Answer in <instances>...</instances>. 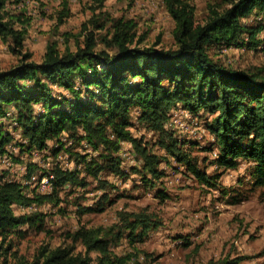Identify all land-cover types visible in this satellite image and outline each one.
<instances>
[{
	"label": "trees",
	"instance_id": "obj_1",
	"mask_svg": "<svg viewBox=\"0 0 264 264\" xmlns=\"http://www.w3.org/2000/svg\"><path fill=\"white\" fill-rule=\"evenodd\" d=\"M27 1L0 0V38L18 56L17 63L0 69V154L14 157L8 145L19 146L21 154L66 150L76 168L30 161L25 180L54 177L51 191L32 188L31 194L28 181L6 179L8 173L3 172L2 264H8L9 255L17 254L13 234H24L25 225L44 228L45 214L33 207L59 206L63 201L60 192H67L68 186L73 192L76 186L86 188L98 181L99 188L106 190L112 184L103 177L127 175L123 163L138 160L140 164L131 169L141 174L145 185L155 186L154 181L166 174L161 166L165 162L172 168L174 163L186 168L199 182L214 187L218 174L209 173L210 165L237 168L241 160H247L254 163L255 184L264 186V65L242 69L210 52L223 47L264 49V37H259L264 30V0H219L209 4L203 22L198 21L190 0H163L175 20V45L170 48L145 44V38L137 36L133 19L114 17L103 9V0H97L82 25L83 40L75 50L68 45L61 49L56 34L70 13L64 0L56 31L40 62L25 49L34 20ZM177 108L187 111L191 120L204 112L213 116L206 127L215 137L216 157L195 154L196 141L177 133V124L171 122ZM1 118L12 119L22 140H17ZM136 121L154 132L155 142L134 134ZM77 144L87 151H76ZM154 145L164 153L154 150ZM16 205L31 210L18 213ZM79 209L81 213L97 210L93 206ZM158 225L144 212L124 210L110 226L84 225L69 232L70 245L44 247L32 264H95L92 251L100 253L98 264L122 263L111 244L124 237L138 241ZM77 243H82L85 252L77 251ZM243 259L212 258L207 264H240Z\"/></svg>",
	"mask_w": 264,
	"mask_h": 264
},
{
	"label": "rangeland",
	"instance_id": "obj_2",
	"mask_svg": "<svg viewBox=\"0 0 264 264\" xmlns=\"http://www.w3.org/2000/svg\"><path fill=\"white\" fill-rule=\"evenodd\" d=\"M66 1L70 13L64 23L59 24L56 34L61 49L68 45L75 50L83 40L82 25L92 15L98 1ZM217 1L190 0L196 6L199 22L205 20L209 4ZM27 3L34 20L27 34L25 49L33 54L35 61L40 62L49 38L56 31L64 0H28ZM103 9L114 17L133 19L137 24V36L144 37L145 44L158 43L160 47H174L175 20L163 0H103ZM259 37H264V30ZM210 52L216 59L242 69L264 65V49L261 46L259 49L211 48ZM17 61L18 56L11 53L0 38V69L8 68ZM206 113H201L202 117L195 121L188 119L184 112L179 113L180 117L173 112L172 117L177 120V133L183 139L196 141L195 154L216 157L219 149L214 144V135L206 127V121L213 116ZM2 120L5 121V127L13 130L17 140H22L19 130H14L12 119ZM132 131L136 135H144L151 142L156 140L154 132L148 131L138 121L132 126ZM8 149L14 157L0 154V176L6 172V179L16 178L25 183L28 181L31 185L29 194L32 188L40 192L51 191L53 188L52 182H36V176L35 179L25 180L26 165L30 161L46 167L60 162L65 168H76L70 152L66 150L57 154L52 151L21 154L19 146L8 145ZM74 149L87 151L82 144H77ZM154 150L164 153L155 145ZM139 164L138 160L123 163L127 173L125 176L110 174L103 177L112 184L106 190L99 188L98 181L90 183L86 188L76 186L73 192L70 191L71 186H68L67 192H60L63 201L59 206L48 203L37 207L34 205L33 208L45 214L46 224L43 229L25 225L22 227L24 234L12 235L13 251L17 254L9 255L8 264H32L44 247L70 245L72 241L69 232L84 225L110 226L119 220V213L124 210L144 212L158 221L159 225L151 228L138 241L124 237L119 243L111 244L113 253L124 260L117 264H207L212 258L237 256L244 257L240 264H264V186L255 184L252 161L241 160L237 168L210 165L209 173L218 174L217 186L214 187L199 182L186 168L176 163L172 168L165 162L161 166L166 174L154 181L155 186L145 185L141 174L131 169ZM105 194H108V199L104 198ZM79 206H93L97 210L81 213ZM60 207L64 210L60 211ZM15 210L22 213L31 208L16 205ZM76 246L77 251L85 252L82 243ZM90 255L94 263L98 264L100 253L92 251Z\"/></svg>",
	"mask_w": 264,
	"mask_h": 264
},
{
	"label": "bare ground",
	"instance_id": "obj_3",
	"mask_svg": "<svg viewBox=\"0 0 264 264\" xmlns=\"http://www.w3.org/2000/svg\"><path fill=\"white\" fill-rule=\"evenodd\" d=\"M177 109H178V108H177ZM180 112H182V113L184 112L185 115L188 114L187 111L182 110V109H181V110L178 109V110L175 111L174 115H175V116H178ZM179 117H180V115H179ZM186 117H187V116H186ZM173 119H174V118H172L171 122H173V123L175 122V124H177V123H176L177 120L175 121V120H173ZM188 119H189V118H188ZM194 121H195V120H194ZM196 121H197V120H196ZM192 122H193V121H192ZM198 122H199V121H198ZM200 122H201V121H200ZM166 124H167V123H166ZM179 124H180V123H179ZM199 124H200V123H199ZM172 125H173V124H172ZM183 125H184V124H183ZM173 126H174V125H173ZM175 127H176V126H175ZM178 127H179V126H178ZM179 131H180V130H179ZM131 145H132V144H131ZM123 148H124V147H123ZM126 151H127V150H126ZM128 151H129V150H128ZM215 153H216V152H215ZM213 155H214V154H213ZM215 156H216V155H215ZM213 157H214V156H213ZM122 158H123V157H122ZM123 159H124V158H123ZM53 178H54V177H53ZM42 181H43V179L41 180V183H42ZM29 209H30V208H29Z\"/></svg>",
	"mask_w": 264,
	"mask_h": 264
},
{
	"label": "built area",
	"instance_id": "obj_4",
	"mask_svg": "<svg viewBox=\"0 0 264 264\" xmlns=\"http://www.w3.org/2000/svg\"><path fill=\"white\" fill-rule=\"evenodd\" d=\"M53 178V175H51L50 177L49 176H45L44 178H43V181H45V183L48 181L49 183L48 184H50L51 182H52V179ZM34 179V178H33Z\"/></svg>",
	"mask_w": 264,
	"mask_h": 264
}]
</instances>
